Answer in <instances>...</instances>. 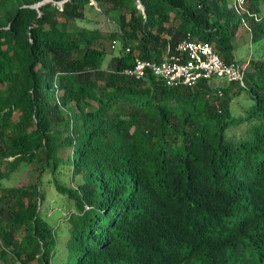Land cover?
Here are the masks:
<instances>
[{"label":"trees","instance_id":"1","mask_svg":"<svg viewBox=\"0 0 264 264\" xmlns=\"http://www.w3.org/2000/svg\"><path fill=\"white\" fill-rule=\"evenodd\" d=\"M42 1L0 0V185L27 177L0 186V264L52 263L45 172L75 208L63 264H264V0H94L109 31L75 26L91 0ZM246 22L243 85L124 73L188 35L234 61Z\"/></svg>","mask_w":264,"mask_h":264},{"label":"rangeland","instance_id":"2","mask_svg":"<svg viewBox=\"0 0 264 264\" xmlns=\"http://www.w3.org/2000/svg\"><path fill=\"white\" fill-rule=\"evenodd\" d=\"M92 5H87L84 11V17L77 20L75 23L76 27L85 26L88 28H99L101 30L109 31L114 29L115 24L109 21L100 11L94 0L90 2ZM262 14H264V8L262 9ZM247 23V22H246ZM250 23L247 25H242L240 27L236 43L237 46L234 51L235 61L240 66H246L247 60L254 58L256 54V48L260 46V43L253 42L251 40L252 34L250 29ZM110 50L114 48L109 45ZM120 45L118 44L115 48V52L119 51ZM111 53V52H110ZM216 83H221L219 80L213 79ZM251 101V99H250ZM248 97L241 94L237 96L235 106L233 108L239 107L241 104H247L250 102ZM57 181L62 185V187H74V182L70 177V172L67 167H60L59 171L56 172ZM27 177L23 171L13 173L9 178L3 179L1 185L3 187H10L26 182ZM41 189L44 192L45 198L41 203L40 214L44 217L50 226L54 227L56 231V243L54 246V257L51 264H63L65 260V241L68 236V224L67 217L69 213L74 211L73 201H71L66 194L60 192L53 182V177L49 172H45L41 179Z\"/></svg>","mask_w":264,"mask_h":264},{"label":"built area","instance_id":"3","mask_svg":"<svg viewBox=\"0 0 264 264\" xmlns=\"http://www.w3.org/2000/svg\"><path fill=\"white\" fill-rule=\"evenodd\" d=\"M52 2V0H44L40 3L32 5L36 8L39 4ZM62 1L56 2L61 5ZM245 0H232L231 6L238 13L246 12L248 16H254L256 20L259 18L255 14H251L245 9ZM137 6L143 10L142 5L138 2ZM116 41H111V47L115 48ZM129 51V48H126ZM246 66H240L236 61H224L212 45L193 41L190 36L184 39L175 49V53L169 54L160 62L148 60H136L134 66L125 69L124 73L128 76L139 78L146 71L163 80L167 85H187L192 86L200 80H219L226 83L239 82L243 85V73ZM217 94L221 96L223 91L218 89Z\"/></svg>","mask_w":264,"mask_h":264},{"label":"clouds","instance_id":"4","mask_svg":"<svg viewBox=\"0 0 264 264\" xmlns=\"http://www.w3.org/2000/svg\"><path fill=\"white\" fill-rule=\"evenodd\" d=\"M235 61V60H234Z\"/></svg>","mask_w":264,"mask_h":264}]
</instances>
